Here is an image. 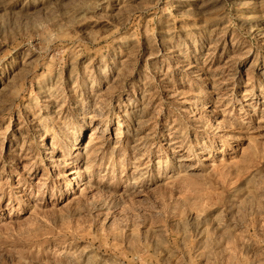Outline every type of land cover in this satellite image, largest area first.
Instances as JSON below:
<instances>
[{
  "label": "rangeland",
  "instance_id": "1",
  "mask_svg": "<svg viewBox=\"0 0 264 264\" xmlns=\"http://www.w3.org/2000/svg\"><path fill=\"white\" fill-rule=\"evenodd\" d=\"M0 264H264V0H0Z\"/></svg>",
  "mask_w": 264,
  "mask_h": 264
}]
</instances>
